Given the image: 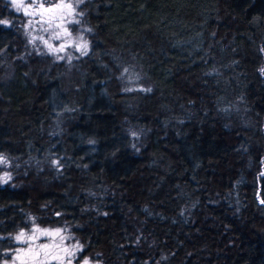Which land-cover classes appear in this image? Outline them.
<instances>
[{"label": "trees", "instance_id": "1", "mask_svg": "<svg viewBox=\"0 0 264 264\" xmlns=\"http://www.w3.org/2000/svg\"><path fill=\"white\" fill-rule=\"evenodd\" d=\"M79 19L69 62L0 0V264L37 228L77 263L264 264V0H84Z\"/></svg>", "mask_w": 264, "mask_h": 264}, {"label": "rangeland", "instance_id": "2", "mask_svg": "<svg viewBox=\"0 0 264 264\" xmlns=\"http://www.w3.org/2000/svg\"><path fill=\"white\" fill-rule=\"evenodd\" d=\"M11 4L17 13L24 16L25 30L28 34L30 43L37 49L52 53L56 58L70 60L73 57H77L82 54V50H77L76 45L87 42L89 51L90 45L87 40V36L84 32V28L78 23L79 10L81 3L84 0H6ZM19 3L22 7L17 10L16 4ZM71 4L72 9L57 8V5ZM47 9H53L47 11ZM27 13V14H26ZM78 21V22H77ZM82 38V39H81ZM47 42V43H45ZM48 45H52V48H60L63 45V51L54 52L50 50ZM56 231L55 229H41ZM35 235L37 238L28 243H22L17 249L16 253L7 264H22V260L27 257L22 254L18 258V253L21 250H27L28 248H36L39 245H49V255L46 259V264H83V262L77 263V252L73 256H68L63 249L67 248L70 252L73 250L71 245H68L65 240L61 244V234L55 236L41 235L35 230L24 236L23 239L27 240L28 237ZM57 256L63 257V261L56 258ZM90 264V263H89Z\"/></svg>", "mask_w": 264, "mask_h": 264}, {"label": "snow or ice", "instance_id": "3", "mask_svg": "<svg viewBox=\"0 0 264 264\" xmlns=\"http://www.w3.org/2000/svg\"><path fill=\"white\" fill-rule=\"evenodd\" d=\"M15 2V0H14ZM17 10H19L22 5L17 3L16 4ZM57 8H68V9H72V5L71 4H67V5H57ZM53 9H47V11H52ZM27 14V13H26ZM82 14V13H81ZM78 22V21H77ZM0 24H8V21L6 20H0ZM82 39V38H81ZM47 43V42H45ZM50 50L54 51V52H59V51H63V45H61L60 48H52V45H48ZM77 50H82V54H86V50L88 48V44L87 42L84 43H80L76 45ZM70 62V60H69ZM262 72H264V69L261 70ZM148 91H150V89H148ZM0 161H3V158L0 157ZM6 162V161H5ZM10 177H6L5 178V182L7 181V179ZM35 232L40 233L41 235H45V236H55V235H60V230L57 229L56 231H50V230H41L39 228L35 229ZM25 236V234L22 232L20 233L17 237L16 240L20 241L22 243H28L29 240L34 241L37 237L35 235L28 237L27 240L23 239V237ZM65 238L61 237V244L63 243V240ZM80 250L79 246H74L73 250L70 252L67 248H64L63 251L68 255V256H73L75 254V251ZM23 255L25 257H27V259L22 260V264H46V259L48 257L49 253V245L48 244H43V245H39L36 248H28L26 251L25 250H21V253H18V258L20 257V255ZM56 258L60 259L61 261H63V257L61 256H57ZM69 264H71V261L69 260ZM83 264H89L88 260H84Z\"/></svg>", "mask_w": 264, "mask_h": 264}]
</instances>
